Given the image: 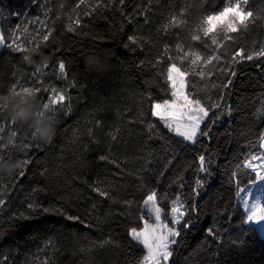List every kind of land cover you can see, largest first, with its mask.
Returning a JSON list of instances; mask_svg holds the SVG:
<instances>
[{
    "label": "trees",
    "instance_id": "16d2710c",
    "mask_svg": "<svg viewBox=\"0 0 264 264\" xmlns=\"http://www.w3.org/2000/svg\"><path fill=\"white\" fill-rule=\"evenodd\" d=\"M75 2L0 0V33L5 36V45L0 50V96L7 95L13 85L17 90L23 86H39L34 83L35 63L23 57L27 54L32 61L39 62L38 53H44L50 58V67L43 71L41 78L50 88L66 90L71 97L65 102L70 105L67 113L64 107L56 106L59 122L50 145L33 141L34 129L29 124H15L19 135L16 147L9 149L11 161L24 159L26 150L22 142L31 141L33 146L27 155L33 163L23 177L17 175L20 170L11 177L0 173V181L7 185L5 196L9 201L0 213V256L7 255L9 264H36L37 258L43 260L45 256L52 258V264H135L143 252L131 241L128 230L143 226L139 219L142 199L155 190L165 212H170L171 200L177 196L186 205L196 207V211L190 213L193 226L182 231L179 243L174 245L171 264H264V238L255 226L246 224L245 213L236 203L237 184L233 182L236 173L241 185L248 187L254 174L238 165L250 152H261L257 142L264 133V115L261 114L264 60L245 61L236 66L237 75L231 77L233 83L227 89L211 87L212 83L220 84L228 78L221 73L212 76L210 82L196 78L202 95H211L214 100L222 95L224 99L222 107L216 110L219 119L208 125L209 136L201 138L194 146L182 143L159 123L157 131L161 135L153 138H149L145 123H127L141 116L145 121L156 122L149 113L148 97L151 94L153 100L165 98L167 85L152 63L165 43L174 48L177 34L182 44L191 42L187 29H171L168 35L162 36L158 30L168 16L191 4L193 10L187 16L191 26L199 14L197 8L219 7L224 0H201L199 5L196 0H152L154 11L149 13L152 23L148 25L143 24L141 17L129 24L115 9H101L98 15L85 17L84 25L77 32L70 33L65 25L67 15H75L71 12ZM146 2L128 0L125 10L130 12L134 5ZM250 6L264 7V2L250 0ZM83 10L81 6V15ZM58 14L60 20H56ZM41 22L53 29L47 42L42 39L47 29ZM133 34L151 38L153 44L144 45V51L135 45L125 47L129 44L127 37ZM219 35L222 38V34ZM13 38L29 51L16 52L8 48L6 45L11 44ZM261 41H264V23L250 29L241 43L251 45ZM36 43L40 44L39 49L34 47ZM90 56L97 57L104 68L98 70L87 64ZM61 60L66 64L67 79H57L56 69ZM166 64L165 57L160 69ZM73 82L75 87H70ZM48 95L40 94L35 102L42 106ZM0 103L6 102L0 99ZM7 111L6 107L0 112V120H10ZM97 120L102 121L100 127H96ZM117 126L120 136L113 145L107 133ZM89 128L94 129L99 145L89 138ZM110 146L116 156L128 161L119 175L113 173L120 170L98 160ZM200 154L210 159V175L199 171L197 157ZM145 160L151 163L146 164ZM144 168L146 170L141 171ZM44 169L47 172L41 176ZM198 179L202 181L199 188ZM97 180L109 185L117 203L91 190L89 185ZM33 188L42 189L34 196L45 207L61 208L94 226L85 227L54 212L13 219V213L25 211L23 202ZM125 199L136 202L131 210L122 203ZM93 205H96L94 209ZM209 229L217 235H210ZM108 238L115 243L103 248L93 247L87 254L79 251L81 247L89 248ZM48 240L52 241L51 245L41 252Z\"/></svg>",
    "mask_w": 264,
    "mask_h": 264
},
{
    "label": "snow or ice",
    "instance_id": "6c2138e0",
    "mask_svg": "<svg viewBox=\"0 0 264 264\" xmlns=\"http://www.w3.org/2000/svg\"><path fill=\"white\" fill-rule=\"evenodd\" d=\"M207 2V0H205ZM264 2V0H262ZM201 0H196V5H199ZM128 0H76L71 12L75 15L68 14V23L65 25L66 31L70 33L77 32L85 23V17H93L99 14V10H112L119 12L125 18L127 23L134 24L137 22V17L143 19V24L148 25L152 23L149 13H153L152 0H147L145 4L134 5L130 12L125 8ZM81 6H83V15L80 13ZM64 7L63 4L60 5ZM193 5H187L181 8L179 12H173L168 16L166 23H164L158 30L162 36L170 33L171 29L181 28L187 29L190 35V43L182 44L179 41V34L177 42L173 45L165 43L161 52L158 54L152 67L157 69V74L164 78L167 85L165 91V98L153 100L149 94L151 101L149 113L151 117L156 118V122L145 121L143 116L140 119H129L127 123H145L146 131L149 138L160 136L157 131V123L163 126L168 132L174 134L175 137L180 138L182 143L189 145H196L200 142L201 138L208 137L210 123L214 124L219 116L216 110L222 107L224 97L218 96L215 100L211 95H202L198 90V83L196 78L201 82H210L211 77L216 73H221L228 77L220 84L212 83L211 87L227 89L233 83L231 77L237 75L236 66L241 65L245 61H259L264 60V41L253 42L251 45L241 43V40L248 37L250 29L258 23H264V7L253 8L250 6V0H224L222 6H212L210 8H197L199 13L194 24L189 25L187 16L191 14ZM51 11V10H49ZM61 16L58 14L56 20H60ZM42 25L47 29L43 35V41L47 42L52 35L53 29L47 28L44 22ZM23 31H27L24 29ZM222 34V38L220 35ZM130 45H135L141 51H144V45H152L151 38L141 35L133 34L127 37ZM230 42V43H229ZM5 45V36L0 34V46ZM232 45H235L233 47ZM16 52H28L29 49L22 43H19L15 38L11 44L6 45ZM36 49L40 48V44L34 45ZM135 49H133L134 51ZM165 57L167 58L166 67L160 69V65L164 64ZM144 64V61H141ZM50 67V60L44 65L43 71ZM43 71L36 68L33 76L35 77V84L37 87L23 86L19 90H23L29 95L34 94V99L42 93H49L46 102L42 103L45 110L49 107L53 111L59 105L65 108L67 113L70 105H65L66 101H70L71 97L67 94L66 90H57L55 87H49L41 78ZM57 79H67L66 64L63 60L58 62L56 69ZM70 87H75L73 82ZM207 87V84H205ZM13 90H17L16 85L12 86ZM17 90V91H19ZM6 103H0V112L6 109ZM261 114L264 115V105L261 108ZM15 122L11 120H0V134L6 131H13L16 137L19 135L15 128ZM102 121H96V127H100ZM119 126L115 127L112 131L107 133V136L115 145L120 136ZM33 136V133H32ZM88 136L92 142L99 145L100 141L94 136V129L89 128ZM32 139V138H31ZM25 152L23 159L25 167L17 174L23 177L30 164L33 163L27 155V151L32 148L31 141L22 142ZM51 143H49L50 145ZM257 146L262 150L260 154L250 152L248 156L243 159V162L238 165L254 174V179L250 182L248 187L241 185L238 174L234 173L233 182L237 184V191L235 196L238 197L247 212L246 223L260 224L264 222V133L258 137ZM15 145H6L3 140H0V164L9 163L11 155L9 149ZM251 147V145H250ZM87 148V146H85ZM151 155V154H150ZM199 171L210 175L208 164L210 159L206 158L205 154H200L198 157ZM98 160L104 161L113 165L116 169L120 170L113 175H119L124 170V165L128 162L126 159H121L112 152L111 146L106 154L98 156ZM146 164L151 163L150 160H145ZM168 164L171 160L167 161ZM146 168L141 169L145 171ZM47 169L41 171L40 175L43 176ZM12 174L9 175L11 177ZM197 187L202 186V181H196ZM256 186L259 188L260 195H254L251 187ZM91 190L98 194V196L105 199H111L113 203H117L110 191L109 185L103 180H97L90 184ZM7 185L0 181V213H2L8 206L9 201L5 196V189ZM42 189L33 188L32 191L25 197V211L13 213L12 218L17 217L28 219L32 214L37 213H57L65 216L69 221L78 222L85 227H93L89 221L82 219L80 216L65 213L61 208L45 207L43 203L35 198L34 194ZM198 194V193H197ZM160 199L158 192L152 190L148 192L142 199V214L139 219L143 221L142 227H130L128 236L131 241L140 246L143 254L137 258L135 264H171L174 256V245L179 243V237L182 235L184 229H190L193 224L190 219V213L196 211L194 205H186L185 202L177 196L171 200L170 212L160 206ZM122 203L131 210L135 205L134 200L125 199ZM93 209L96 205L92 206ZM89 215H91L89 213ZM170 215L171 219L165 221L164 217ZM145 216L148 219H145ZM189 217V218H186ZM149 220L152 223H149ZM210 235H217L212 229H209ZM52 241L45 242V246L41 252L47 250ZM115 243L111 238L105 239L101 242H95L89 248L81 247L79 251L87 254L93 247H106ZM0 264H9V257L7 255L0 256ZM36 264H52V258L45 256L43 260L37 258Z\"/></svg>",
    "mask_w": 264,
    "mask_h": 264
},
{
    "label": "clouds",
    "instance_id": "9594fccd",
    "mask_svg": "<svg viewBox=\"0 0 264 264\" xmlns=\"http://www.w3.org/2000/svg\"><path fill=\"white\" fill-rule=\"evenodd\" d=\"M35 51V50H33ZM40 61L34 62L31 60L30 55H25L23 59L29 63H35V67L43 71L44 65L49 62V56L44 53H38ZM86 63L90 66L102 70L104 65L95 57L90 56L87 58ZM0 99L6 102L7 116L15 123H26L34 129L32 140L38 141L42 144L52 143L57 131L58 119L55 111L49 107L47 110L43 106L35 102L34 94L29 95L23 90L10 89L7 95L0 96ZM0 140H3L6 145H15L16 135L13 131L9 130L6 136L0 135ZM25 167L23 159H16L9 163L0 164V173L7 175L15 173Z\"/></svg>",
    "mask_w": 264,
    "mask_h": 264
},
{
    "label": "rangeland",
    "instance_id": "374dc122",
    "mask_svg": "<svg viewBox=\"0 0 264 264\" xmlns=\"http://www.w3.org/2000/svg\"><path fill=\"white\" fill-rule=\"evenodd\" d=\"M1 34V33H0ZM2 49V46H0V50ZM174 135V134H173ZM180 139V138H179ZM187 145H189V144H187ZM192 146V145H191ZM262 151V150H261ZM251 191L254 193V195H260V191H259V188L258 187H256V186H253V187H251ZM236 203H237V205L239 206V207H241L242 208V210L244 211V213H245V217L247 216V212L245 211V209L243 208V205H242V202H241V200L238 198V197H236ZM171 219V217H170V215L168 216V218L165 220L166 222L167 221H169ZM149 223H152V221L151 222H149ZM246 224H248V225H253V226H255L256 227V229L258 230V232H259V234L264 238V222H262V223H260V224H255V223H246ZM135 243V242H134ZM137 245V244H136Z\"/></svg>",
    "mask_w": 264,
    "mask_h": 264
}]
</instances>
